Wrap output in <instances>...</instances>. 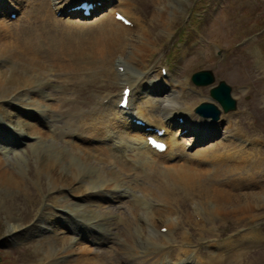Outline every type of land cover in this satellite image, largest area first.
Instances as JSON below:
<instances>
[{
  "label": "bare ground",
  "instance_id": "bare-ground-1",
  "mask_svg": "<svg viewBox=\"0 0 264 264\" xmlns=\"http://www.w3.org/2000/svg\"><path fill=\"white\" fill-rule=\"evenodd\" d=\"M97 1L103 3V8L111 1L116 2ZM47 2L48 7L44 0H10L9 3L0 0V17L10 16L7 13L11 9L21 11L22 15L13 28L0 21V123L5 127L0 128V138L8 141L0 140V191L8 193L24 185L6 166V155L14 151L6 136L9 132L15 133L18 144L26 143L40 150L39 153L48 149L55 154L56 167L64 169V173L55 174L57 169L47 154L39 166L50 173L52 189L70 191L61 200L52 196L42 209L37 194L30 196L31 213L38 212L35 214L37 226L50 229L56 236L44 247L46 264H168L167 260L171 264H257L259 253H253L250 248L264 243V229L253 226L264 218V211H258L264 207V179L255 180L251 173L233 174L247 167L251 158V151L246 148L248 139L234 128L236 122L243 124L245 119L234 122L227 117L222 131L219 122L193 114L181 81L167 80L159 71L156 83L142 82L138 58L143 56L146 38L139 43V54L127 52L124 40L132 31L115 19L118 9L125 16L130 13L124 6L125 0L115 4L111 12L82 24L62 17L81 18L79 11H69V8L83 0ZM137 31L146 35L140 23ZM135 41L136 38L130 43ZM117 58L121 62L116 66H123V70L118 69L115 78L123 83L122 87L132 86L129 106L134 96L144 89L150 91L140 98L151 105L159 103L154 96L165 94V103L161 106L165 121L160 118L162 124L158 126L165 129L166 150L157 152L148 146L146 134L150 133L135 128L129 120L136 114L148 126H153V121L143 108L127 109L129 112L119 108V95L117 99L109 98L108 104L102 100L106 97L100 99L102 103L94 116L100 124L94 128V139L79 136L83 142L91 140L97 147H80L69 141L62 147L47 142L42 123L51 126L48 119L61 110V106L50 103L49 89L58 81L57 73L78 74L91 64L106 66ZM163 83L169 87L162 86ZM151 95L152 99H148ZM108 109L110 113L105 114ZM175 114L182 115L186 123L175 124L172 120ZM30 116L36 118L35 123L27 122ZM43 116L47 119L41 122ZM66 124L68 135L74 137L77 124L73 121ZM187 124L188 131L184 133L180 127ZM22 127L28 130L24 133ZM217 133L222 134L221 141L190 151L203 137ZM259 158L253 159L255 164ZM128 159L132 166L149 168L153 182L130 183L123 163ZM259 187L261 190L256 192ZM174 189L179 196L177 203L171 200ZM74 190L84 194L76 200L70 196ZM109 200H117L118 208L128 212L121 209L109 212L105 208ZM190 200L196 204L195 215H199L196 211L201 212L202 223L192 221L190 212L185 215L174 208L175 203L185 207ZM56 207L60 210L55 211ZM72 218H80L88 230L74 235ZM8 222L12 234L21 236L23 230L17 219L12 216ZM161 223L166 224L167 234L155 231ZM183 226L187 232L180 230ZM239 230L245 232L237 235ZM98 231L103 232L102 237L96 235ZM172 235L176 245L165 241ZM203 242L215 250L203 252ZM194 244V252L202 258L191 256Z\"/></svg>",
  "mask_w": 264,
  "mask_h": 264
},
{
  "label": "rangeland",
  "instance_id": "rangeland-1",
  "mask_svg": "<svg viewBox=\"0 0 264 264\" xmlns=\"http://www.w3.org/2000/svg\"><path fill=\"white\" fill-rule=\"evenodd\" d=\"M5 1L9 3L10 0ZM114 1L116 2L111 1L104 8L102 7L101 10L93 13L92 18L83 16L81 18L63 16L62 18H64L63 20L77 21L80 24L88 23L111 12V8L115 4L119 5L120 2V0ZM125 1L124 6L130 10L127 18L134 25L127 26L132 32L125 37L123 47L127 52L129 50L132 55L139 54L140 44L143 43L142 38H146L145 42L147 44L142 52L143 56L138 58L141 65L142 82L153 81L156 83L159 71L165 68L168 74L167 80L175 78L184 84L186 101L190 102L193 114L199 116L195 114V107L202 102L216 103L209 96V91L212 87L218 85L219 80H223L231 87L230 95L235 100L237 107L228 113L221 112L218 122L223 131L224 126L227 124V117H230L234 122L241 121L243 117L245 119L243 120L244 123L238 124L236 122L234 128L238 129L243 138L248 139L246 148L251 151L248 166L245 165L242 171H234L233 174L251 173L255 180L261 181L264 179V0ZM44 2L48 7L47 0H44ZM118 10L122 12L121 9ZM7 14L10 16L0 17V21H5L13 28L15 23H19V18L22 16L21 11H12L11 9ZM11 14L16 15V17L12 18ZM139 23L143 25L146 35L137 31ZM134 38H136V41L131 44L130 41ZM117 60L118 58L114 59L112 63L106 66H101V63L96 62L94 65H89L88 69L78 72V74L57 73L60 77L49 89L51 94L50 103L61 106V110L55 111L53 116L48 119L51 126L42 123L45 136L48 139L47 142L62 147L67 146V141L74 142L80 147L98 146L90 143L96 134V132H93L94 128L100 124L97 123L98 118H94L97 113L96 108L102 103L101 98L106 97L102 100L104 103L107 102L105 104H108L110 102L108 99H117L122 90L121 84L123 83L115 78L118 70L116 65L121 62ZM119 68L120 71L123 69L122 66ZM203 70H210L214 73V82L208 86L193 85L191 82L192 75L196 71ZM161 85L166 88L169 87L164 83ZM127 86L132 87L130 84ZM146 91L150 90L144 89L140 94L137 93L134 96L130 108L131 110L145 109L148 117L153 121L152 124L154 126L161 125V119L165 121L161 109V106L165 103V94L160 93L154 96L155 99L159 100V103L151 105L146 103L145 98H140ZM157 91L160 92V89ZM153 92L155 93L156 90L153 89ZM152 96L147 98L152 99ZM181 102H184V100L182 99ZM109 110L105 114H109ZM136 117L140 118L139 116ZM177 118L179 117L176 114L172 117L175 124L178 121ZM46 119L43 116L41 122ZM67 121H73L77 124L74 137L68 135ZM27 122L35 123L36 118L30 116ZM188 126L189 124L180 128L187 130ZM0 128L5 127L0 123ZM27 130L26 127L21 128L24 133ZM132 132L139 133L138 130ZM195 133L197 134V132ZM195 133L193 135L197 136ZM210 135L203 137L190 151L194 152L205 146L210 147V144L221 141L222 134ZM6 136L8 139L10 138L9 141L12 143V146L9 147L14 149L13 152L10 151L6 155L8 156L6 166L9 171L16 173L20 182H23L24 185L8 193L0 191V264H46L48 259L45 258L44 247L50 239H54L56 236L50 229L37 226L35 214L38 212L31 213L32 205L29 200L31 194L36 193L40 200V209H42L49 204L48 201L52 196L61 200L63 195L70 193L68 189L54 190L51 188L50 173L41 170L42 166H39L42 162L44 163L46 154L51 159L50 163L53 168L57 169L56 175L64 173V169L56 167V155L50 150L45 148V152L39 153L40 150L31 148L26 143L18 144L14 138L15 133L9 132ZM79 136L81 138L90 137L91 140L83 142V139ZM114 151L117 153V150L114 149ZM258 157H260L257 160L258 164H255L253 159L255 160ZM123 163L128 170L130 183L148 184L153 182L152 173L146 166H132L129 159L123 160ZM262 185H264V182H262ZM260 190L261 187L257 188L256 192ZM176 192V189L172 192L171 200L173 202L179 199ZM83 194V191L74 190L70 196L77 200ZM176 203L174 205L175 209L183 214L185 213V215L186 212H190L192 221L202 223L200 219L202 218L201 212L196 211L199 215H195V211H193V207L196 206L195 202L190 200L185 207H178ZM118 206L117 200H109L105 208L111 213L119 209L128 212L125 208H118ZM54 210L58 211L60 209L56 207ZM258 211H264V207L258 209ZM12 216L21 224L20 227L23 230L21 236L15 237L10 230L11 227L8 221ZM70 224L74 228V232L72 231L74 235H80L88 230L80 218H72ZM160 225L162 226L159 230L155 228V231L167 234L166 224L161 223ZM186 226L181 227L180 230L187 232ZM253 226L264 229V218L258 220ZM243 232L245 231L239 230L237 235ZM69 233L71 231L67 234ZM102 233L98 231L96 235L102 237ZM174 239V235H172L165 241L167 240L171 245H176ZM199 241L202 242L201 239ZM195 249L194 244L190 250L192 251V257L199 255L194 252ZM212 250H215V248H209L208 244L203 242V252ZM250 250L253 253H259L257 264H264V243L251 247ZM199 256L202 258L201 255ZM167 262L171 264L172 261L167 260ZM60 263L48 262V264ZM120 264H123V262H120Z\"/></svg>",
  "mask_w": 264,
  "mask_h": 264
},
{
  "label": "water",
  "instance_id": "water-1",
  "mask_svg": "<svg viewBox=\"0 0 264 264\" xmlns=\"http://www.w3.org/2000/svg\"><path fill=\"white\" fill-rule=\"evenodd\" d=\"M215 80L214 73L210 70L197 71L191 77L194 85L208 86ZM231 87L223 80L218 81V85L209 91V96L213 102H202L195 107V113L203 118H207L212 122H217L220 118L221 111L224 113L231 112L236 109V102L230 95Z\"/></svg>",
  "mask_w": 264,
  "mask_h": 264
}]
</instances>
